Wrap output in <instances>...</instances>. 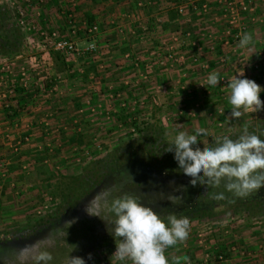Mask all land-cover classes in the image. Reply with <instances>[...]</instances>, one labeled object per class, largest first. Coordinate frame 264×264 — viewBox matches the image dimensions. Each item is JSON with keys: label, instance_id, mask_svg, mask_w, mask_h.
Wrapping results in <instances>:
<instances>
[{"label": "rangeland", "instance_id": "1", "mask_svg": "<svg viewBox=\"0 0 264 264\" xmlns=\"http://www.w3.org/2000/svg\"><path fill=\"white\" fill-rule=\"evenodd\" d=\"M4 1L0 0V3ZM59 1L48 0L46 3L48 7L45 9L46 14L44 15L46 18L43 21L48 24L41 22L40 25L45 30L51 27L60 28L57 30L65 34L67 28L62 27L64 18L57 7H60L59 4H63L60 7L61 10L72 8V4L76 2L79 4L80 1L67 0L61 3ZM161 1L163 4H156V0H138L136 4L131 2V6L125 5V16L128 21L124 20L119 23H114V21L107 23L105 19L97 17V24L94 23L96 20H93L91 15H87L85 18L74 14L77 22L86 20V25H98L99 33L102 34L100 38L102 50H110L112 57L119 61V63H114V66L122 67L119 70L123 73L116 76H113V73L104 71L106 74L104 81H99L93 72L89 73L85 79L82 77L85 74V67L82 65L85 59L86 62H95L98 72L104 69V67L102 69L99 67L100 59L97 58V53L76 60L71 57L62 60L57 58L56 51L41 50L42 47L38 45L35 36L22 29L24 34L22 49L15 55H0V65L5 68L1 69L2 74L0 76V130L4 134L3 137L0 136V237L3 236V238L9 239L20 233L31 221L47 216L46 214L58 205L60 196L66 189L67 178L70 175L79 173L85 162L101 156L120 141L126 138L134 139L136 136L135 131L132 132L131 128L135 125V122L150 121L153 116L160 118L166 135L170 139L176 131L192 132L198 127L205 128L210 134L204 139L211 145L217 137L240 131L245 126L249 127L250 124H258L264 121V110L253 113L245 112L242 117L229 120L228 115L231 112V105L226 104L225 101V97H228L230 91L225 88L227 85L218 84L211 89L209 87L200 88L199 86L200 80L207 77L210 72L215 71L219 75L229 74L230 80L234 73L243 70L244 76L264 86V75L256 77L259 72L250 68L251 61L248 62V66L243 67L234 63L238 53L240 58L243 57L246 60L256 58L255 55L260 48V41L264 39V25H261L264 17L260 15V12L258 14L260 16L255 22L252 20L246 22V32H250L254 36L252 46L247 49H240L238 43H234L237 53L232 55V50L226 52L227 64L222 65L218 61V56L223 52L221 41L218 45L210 41L214 37L221 40L226 27V22L218 12L219 7L214 5L216 0ZM15 2L25 4L23 0H15ZM204 2L208 4L207 12L200 13L190 7V4H202ZM35 4L38 3L35 2ZM49 4L54 5V8H49ZM180 4L184 6L185 11L187 10V17H179L180 19L176 23H168V20H170L169 10L171 8L176 9ZM255 4H262L261 6L258 5V10H261L264 6V0H256ZM213 11L219 13L217 21L221 25L218 27L209 23V19H206V17L212 16L213 13L216 14ZM150 12L155 13L147 16V13ZM166 14L168 20L165 21ZM219 27L222 28L216 31L215 28ZM165 28L168 30H165ZM166 31L170 32L165 33ZM186 32H192L191 34L194 36L192 40H197L203 47L205 55L202 58L209 63L210 68L202 70L200 66L194 65L192 67L194 72L189 73L187 64L190 62L185 61L182 74L186 77H181L184 78L183 84L187 86V89L192 90V93L182 92L176 86L173 91L179 96L176 99H174L175 97L167 98L162 102V87L159 86V83H154L157 78H153L154 75L152 74L158 64L155 60L147 62L149 52L151 54L155 53L160 44L163 46L161 42L165 39L166 34L167 36L172 33L183 35ZM202 35H204L207 42L202 40ZM125 43L129 45V48L135 44L133 46H135L137 53L133 55L135 56L134 59H131V50H126L125 53L122 52L123 50L119 51L123 47L121 45H125ZM189 43L188 41L185 44L189 45ZM110 45L116 47L109 48ZM212 45L215 48H221L220 51L222 52L212 51L210 49ZM185 46L183 45V50H186ZM190 47L188 50L191 49ZM224 48L226 49V47ZM123 53L128 55L123 57ZM183 53L185 54V52ZM120 62L127 65L132 64L134 70L127 73V70H123V63ZM136 62L138 63L137 66L134 64ZM145 65L151 68L150 74L147 73L149 67ZM22 67H25L26 71L38 70L36 71L37 74L32 73L29 75L31 76L30 87L28 93L26 92L28 97H25L26 94L23 89L17 91V89H20L18 84ZM219 67H222V69H219ZM227 69L229 71H226ZM232 69L234 73L231 71ZM260 71L264 73V66ZM48 77H51V80L55 82L54 89L48 88L46 91L38 92L32 88V81L38 80L48 83L46 81ZM64 77L70 82V91L67 92L62 86ZM132 77L136 80H133L136 82L133 87H131ZM190 78H192L191 81ZM126 80L129 81V85L124 83ZM117 81L119 85L115 87L116 84L114 83H117ZM13 83L16 88L15 92L6 94L4 97L3 91L7 86H12ZM120 84L122 85L120 86ZM127 88L130 89L126 91ZM216 89L220 90L217 98L213 95L217 94ZM21 92L23 95H20ZM128 92L132 93L129 94L132 96L131 99L128 98L129 95L127 96ZM69 93L72 94L73 98L71 99V105L68 107L67 95ZM260 97L264 100V91L260 93ZM85 98L90 101V104L86 103V106L83 104ZM91 107H94L95 110H92ZM218 108H225L227 111L222 125H217L219 119V116H217ZM122 109L126 113H130L127 122L119 118ZM13 112H16V115L10 117ZM105 112L110 113V120L105 118ZM1 117H4V119H1ZM206 119H209L210 122L208 127H206L207 124L202 126ZM63 127L66 128H64L65 132L60 133V128ZM52 128L54 130L59 128V135H57L58 131H52L53 134L47 135V131L51 132ZM37 131H40L41 134H36ZM67 131L71 133L66 135ZM72 134L79 136L80 143H72L68 140L67 137ZM198 143L201 148L207 147L203 140H199ZM228 210L230 213L232 212L230 208ZM76 213L73 215L72 220L66 221L59 227L60 230L54 227L46 236V238L54 237V243L49 248L53 255L50 264H63L68 254H74L73 244L75 246L79 245L81 248L84 244L91 242L90 235L94 226L93 224L89 225V223H92V220L87 216L83 218V214L86 213L83 209ZM234 216H231L233 221L237 220L239 224L242 223L238 219L241 218L240 215ZM257 219L259 218L251 220L254 221L253 225L261 222L259 220L257 222ZM189 222L192 233L193 230H203L204 228L208 230L209 235H206V243H209V245H211L210 240L212 241L211 234L219 228L220 230L216 233H223L230 224L226 222V219L212 222L189 220ZM209 227H211V230L208 229ZM210 231L212 232L210 233ZM65 233L67 234L64 238ZM189 234L191 233L189 232ZM226 234L223 235L226 236L225 239L229 240L231 235L230 233ZM214 240L216 239L213 237ZM241 242L243 241L241 240ZM215 245L217 246L216 243ZM217 247L221 249V247ZM114 251L115 244L106 243L101 245L95 255L96 264H116L115 258L112 256ZM188 253L186 252L187 255H185L188 256ZM169 256L175 258V254ZM166 257L168 258L167 255ZM4 264H19V259L16 256L12 259L9 257ZM128 264H131V262H128Z\"/></svg>", "mask_w": 264, "mask_h": 264}, {"label": "trees", "instance_id": "2", "mask_svg": "<svg viewBox=\"0 0 264 264\" xmlns=\"http://www.w3.org/2000/svg\"><path fill=\"white\" fill-rule=\"evenodd\" d=\"M179 17H187V10L182 15L178 14L177 9L169 10L171 22L176 23ZM17 20L16 11L6 3H0V55H15L23 47L24 34ZM217 51L222 52L220 48ZM56 54L57 58L64 60L61 53ZM82 65L85 67V74L82 76L84 79L93 72L99 81L105 80L106 74L97 71L95 62H86L85 59ZM258 72L256 77L264 75L263 72ZM17 91H21V88ZM27 93L25 92V97H28ZM20 95H23L22 92ZM123 109L119 118L127 122L130 113ZM15 115L16 112H13L10 117ZM133 127L136 135L134 139L126 138L101 156L85 162L79 173L67 178L66 189L62 192L58 205L47 216L31 221L15 236L28 240L37 238L36 242L46 238L54 227L59 229L63 223L72 220L76 212L84 210L89 197L102 190H109L113 197L134 195L145 205L153 207L165 220L169 215L205 222L227 219L232 215L257 218L264 216V187L241 197L226 189L227 181H222L218 186H192L191 178L178 168L173 153L166 150L170 138L166 135L160 118L153 116L150 121L135 122ZM247 128L249 132L264 139V121L250 124ZM242 130L227 135L236 139ZM67 138L72 143H80L79 136L75 134ZM214 142L211 145L214 146ZM220 193H223V198L217 199ZM86 216L92 220L89 225L94 226L92 234L89 233L91 242L81 248L73 244L74 254L71 255L84 257L87 264H96L95 255L99 247L106 243L114 245L115 242L109 232L111 225L98 216L83 214V218ZM5 239L0 237V242ZM18 251L19 249L11 246L0 245V264L6 263L9 257L18 258ZM89 254L91 259L88 258ZM188 255L192 258L191 254ZM169 261L176 263L181 259L173 258Z\"/></svg>", "mask_w": 264, "mask_h": 264}, {"label": "clouds", "instance_id": "3", "mask_svg": "<svg viewBox=\"0 0 264 264\" xmlns=\"http://www.w3.org/2000/svg\"><path fill=\"white\" fill-rule=\"evenodd\" d=\"M253 40L252 33L244 32L238 47L247 49L252 46ZM243 71L236 72L227 80L230 90L228 103L231 105L229 120L240 118L245 112L264 110V100L260 97L264 86L244 76ZM200 83L211 89L221 83V76L213 71ZM209 134L207 129L199 127L192 132L176 131L166 148L173 153L178 168L191 178L192 186H218L227 181L226 189L241 197L264 187V139L249 132L245 126L236 139L229 135L220 136L213 146L204 139ZM199 140H203L207 147L201 148ZM216 198H223V193ZM84 211L111 225L109 232L115 242L112 256L116 264H169L165 250L186 240L190 231L188 218L169 215L165 220L136 196L125 194L113 197L109 190L89 197ZM53 243L54 237H47L26 245L18 251L19 264H50L53 255L49 248ZM88 258L91 259V254ZM63 264L87 262L84 257L68 254Z\"/></svg>", "mask_w": 264, "mask_h": 264}, {"label": "built area", "instance_id": "4", "mask_svg": "<svg viewBox=\"0 0 264 264\" xmlns=\"http://www.w3.org/2000/svg\"><path fill=\"white\" fill-rule=\"evenodd\" d=\"M25 4H17L15 0H5L2 3H6L8 6L13 8L17 15H18V24L20 28L28 32L29 34H32V36H35V40H37L38 45L42 47L41 50L43 51H56L61 53V55L64 58L71 57L75 60L77 58H83L88 55H92L95 53H98L99 51V44L97 36L99 34V28L97 24H90L86 25L84 24L81 28L84 31L85 37L88 38L87 43L85 46H78L76 44V41L74 40V37L76 36L78 29L72 25L70 28L69 33H61L57 29H50L45 30L42 28L39 22V18L41 16L42 10L41 8L35 7L32 0H23ZM256 0H216L217 6L219 7L220 14L223 18V20L226 22V27L224 29V36L221 38V45L222 47L229 48V50H232V53H237V50L234 47V43H238L240 37L244 32L247 30V17H250L249 20H255V12L258 9V5L255 4ZM42 3L43 0H40ZM41 5V4H40ZM35 7V8H34ZM190 7L193 10L199 11L200 13L207 12L208 4L205 2L202 4H190ZM178 14L182 15L184 14V6L182 4L178 5L176 7ZM261 9V8H260ZM261 13L264 16V6L261 9ZM253 14V15H252ZM70 23L73 24V20L70 19ZM192 32H186L185 34L180 33H172L169 34V40L164 39L161 43H163V46L160 50H158L156 54V62L159 66L163 68H169L172 66H185V61H189L191 65L200 66L202 70H208L210 68V65L207 61L203 60V56L205 55V51L203 47L199 44L197 40H192L193 34ZM169 41V42H167ZM190 42L189 45L185 44L186 42ZM40 43V44H39ZM185 46H191V48L194 50L193 54L187 60V58L184 57V53L181 51H177L176 48ZM260 48L258 49L256 53V58L252 62H250V68L254 69L255 71H260L262 66H264V39L260 41ZM222 48V49H223ZM210 49L215 51V46H210ZM226 52H222L218 56V61L222 65L227 64V57ZM1 59V58H0ZM136 66L138 63H134ZM149 67V66H146ZM9 68V66H7ZM5 69L4 66L0 65V70ZM149 70L151 68L149 67ZM38 70L34 71H26L25 67L21 68L20 72V81H19V87L23 89L25 92H28L30 87V79L32 73H36ZM2 74V73H1ZM186 76V75H184ZM221 76V83L224 86L227 85V80H229V77L227 74L223 73ZM207 77H204L200 82H203L206 80ZM48 83H43L38 80H34L31 82L32 88L36 89L38 92L46 91L49 89H54V81L51 80V77H48L46 79ZM199 82L200 88H207L206 85ZM14 83L12 86H7L4 92V97L6 94H13L15 92ZM178 89L182 90V92H186L191 94L192 90L187 89V86L183 84V82L178 81ZM30 92V91H29ZM87 104H90V101L87 100ZM92 110H95L94 107H91ZM225 108H218L217 109V116H219V119L217 121V125H222L225 114H226ZM179 113V112H178ZM181 114V112H180ZM105 118L107 120H110V113L105 112ZM220 118H223L220 120ZM131 126V125H130ZM131 131H135L134 127L131 128ZM27 138V137H26ZM46 206V205H45ZM242 222V219L239 218ZM227 223H232L233 218H227ZM237 221V220H236ZM209 227L208 229H210ZM211 230V229H210ZM198 247L202 249V258L197 260L194 258L187 257L184 260L180 262H171L169 261V264H229L230 258L228 257L229 254H231L233 257L237 258L241 264H249L250 258L253 257V255L258 252L262 258H263V264H264V236L262 237L260 243L258 244L257 248H245L243 246L239 245H233L229 246L227 248V252L225 250H222L218 248L216 245L212 248L209 243L207 244V236L209 235L208 230L204 228L203 230H195L189 231ZM212 231H210L211 233ZM169 260V259H168Z\"/></svg>", "mask_w": 264, "mask_h": 264}, {"label": "crops", "instance_id": "5", "mask_svg": "<svg viewBox=\"0 0 264 264\" xmlns=\"http://www.w3.org/2000/svg\"><path fill=\"white\" fill-rule=\"evenodd\" d=\"M33 1V4L35 5V7H37V8H41V10H42V13H41V16H40V18H39V20H40V24H41V22H43L44 20H45V14H46V11H45V9L48 7V4H46L47 2H48V0H43V2L41 3L40 2V0H32ZM65 1H67V0H60L59 2L61 3V2H65ZM78 1V0H77ZM80 2H79V4H78V2H76V3H74V4H72V8L70 7V8H68V9H66L65 7V9H62L61 10V8L60 7H62V5L63 4H59V6L60 7H57V10L59 11V13L61 12V14H62V17L64 18V22L62 23L63 24V28H67V30L65 31L66 33H69V31H70V28L72 27V25L74 26V27H76L77 29H78V32H77V34H76V36L74 37V40L76 41V44L78 45V46H85L86 45V43H87V40H88V38L87 37H85V35H84V31L82 30V26L84 25V24H87V21L86 20H80V22L78 21H76V16L74 15V14H78V17L79 16H82V17H85L86 18V16L87 15H91L92 17L91 18H93V20H96V18L97 17H101V18H103V19H105V21L107 22V23H109V21H110V23L111 22H113L114 21V23L116 22V23H119V22H123L124 20H127V18H126V16H125V10H124V8L126 7V6H131V2H133L132 4H136V2L138 1V0H79ZM157 1V3L156 4H163V2L161 1V0H156ZM35 2H37L38 4H35ZM211 3H213V2H211ZM215 4V6L217 5L216 4V2H214ZM41 4V5H40ZM51 5V6H50ZM126 5V6H125ZM262 4H260L259 6H261ZM54 6V5H53ZM52 6V4H49V8H51V9H53L54 7ZM34 7V8H35ZM45 7V8H44ZM218 7V6H217ZM168 9V8H167ZM171 9H175V8H171ZM258 9H259V7H258ZM256 10V12H255V20H252L253 22H255L256 21V19L257 18H259V16L260 15H262V13H261V10ZM152 11H154V10H152ZM213 12H216V11H213ZM219 13H221L220 12V10L218 11ZM218 12H216V14L215 13H213V15L212 16H208V17H206V19H209V23H211V24H215V26H219V25H221V24H219V21H217L218 20ZM259 12H260V15H258L259 14ZM154 13L155 12H150V13H147V16H151V14L152 15H154ZM253 15V14H252ZM263 16V15H262ZM264 17V16H263ZM70 19L71 20H73V24L72 23H70ZM211 19V20H210ZM247 19L249 20L250 19V17H247ZM166 20H168L167 19V14H166V18H165V21ZM247 20V21H248ZM100 21V20H99ZM128 21V20H127ZM251 21V20H250ZM261 21H263V20H261ZM171 21L170 20H168V23H170ZM43 23H45V22H43ZM94 23H97L98 24V21L96 20V21H94ZM130 23V22H129ZM168 23H166V24H168ZM46 25L48 24V23H45ZM78 25V26H77ZM132 25V24H131ZM133 25H134V23H133ZM261 25H264V21L261 23ZM58 27H60V26H58ZM220 28H222V27H219V28H215L216 29V31H218ZM50 29H60V28H54V27H51V28H49L48 30H50ZM165 30H168V29H166L165 28ZM68 31V32H67ZM170 31H166L165 33H169ZM65 33V34H66ZM81 35H82V37H81ZM101 35L102 34H98V36H97V39H98V44H99V48H100V50L98 51V53H97V58L98 59H100V62H99V67L102 69L103 67H104V69L102 70L103 72L105 71H107V73H113V76H116V75H120V74H122L123 72L122 71H120L119 69L120 68H122L121 66H118V67H115L114 66V63H119V61H117V60H115L113 57H112V55L110 54V50H102V45H101V40H100V38H101ZM169 36V35H168ZM167 36V34L164 36V38L165 39H167V40H169V37ZM203 37H201L202 38V40L203 41H206V39L204 38V35H202ZM151 37V36H150ZM163 37V36H162ZM206 37V36H205ZM210 37H212V36H210ZM133 39H135V38H133ZM205 39V40H204ZM134 41V40H133ZM212 43H214V44H216V45H218V43H219V41H221V40H219L217 37H214V39L213 38H211V40H210ZM200 42H202V41H200ZM207 42V41H206ZM220 44V43H219ZM133 45H135V44H133ZM131 46V48H134L135 46ZM117 46H118V44H117ZM121 46H123V47H121L120 49H119V51H121V50H123V49H126V50H131L132 51V53H131V59H134V57L135 56H133L135 53H137L136 52V49L134 48V49H131V48H129V45L128 44H126L125 43V45H121ZM111 47H116V46H111L110 45V47L109 48H111ZM124 47H126V48H124ZM190 46H185V48H186V50H183L184 48H182V47H177L178 48V50H177V48H176V50L177 51H182V53L183 52H185V57L187 58V60H189V58L191 57V55L193 54V49L191 48V49H189L188 50V48H189ZM118 48V47H117ZM123 48V49H122ZM162 48V46H161V44H160V46H159V48H158V50H160ZM207 49V48H206ZM217 49H219V47H217V48H215V51L217 50ZM221 49V48H220ZM125 50V51H126ZM158 50H156L155 51V53L158 51ZM222 51H224V52H229L230 50L228 49V48H223L222 49ZM123 52V51H122ZM207 52V51H206ZM125 53V52H124ZM123 53V54H124ZM128 53V52H127ZM122 54V56L124 57H126L128 54ZM154 52L151 54V52H149V59H147V62L148 61H153V60H156V54H155ZM232 55H235V53H233ZM236 55H238L237 57H236V59H235V61H234V63H237L238 64V66H241V67H243V66H245V65H249L248 64V62L249 61H253L254 59H250V60H246V58H240V54L238 53V54H236ZM117 57V56H116ZM122 59V58H121ZM120 63H123V70H127V73H129L130 71H133L134 70V67H133V65L131 64V65H127V64H125L124 62H120ZM158 64V63H157ZM188 66H187V71L189 72V73H192V72H194L193 70H192V67H193V65H191V63H188L187 64ZM107 66V67H106ZM146 66V65H145ZM182 68L183 67H178V66H172V67H169V68H163V67H161V66H157V67H155V71H153L152 72V74L154 75V77L153 78H157V82L155 81L154 83H159V86H161L162 88V91H161V93H162V102H164L165 100H167V98H170V97H175L174 99H176L179 95L178 94H176V92L175 91H173L174 90V88L176 87V86H178L177 84H178V81H180V82H183L184 81V78H182V77H184L183 76V74H182ZM219 69H222V67H219ZM226 69V68H225ZM80 71H82V70H80ZM147 71V70H146ZM151 71L152 70H149L147 73L148 74H150L151 73ZM226 71H229V69H227ZM233 73H234V71H233V69L231 70ZM234 74H236V73H234ZM134 75V74H133ZM74 77H76L75 75H73ZM182 76V77H181ZM228 76H229V74H228ZM186 77V76H185ZM155 78V79H156ZM191 79L192 78H190V81H191ZM133 80H135V78H133L132 77V81H131V87H133V85H134V83H136L135 81H133ZM69 83L70 82H68L67 80H66V78L64 77V79H63V82H62V86L66 89V92L67 91H70V88H69ZM126 85H129L130 83H129V81L128 80H126L125 82H124ZM114 84H116L115 85V87H118V85H119V82L117 81V83H114ZM122 84H120V86H121ZM221 85V84H220ZM155 86V85H154ZM225 88H227L228 89V87H225ZM130 88H127L126 89V91L127 90H129ZM160 89V90H161ZM216 92H217V94H213L214 95V97H218L219 95V93H220V90H218V89H216ZM73 93H75V92H73ZM151 93V92H150ZM228 93V92H227ZM67 94V93H66ZM129 94H132L131 92L129 93H127V96L129 95ZM229 94V93H228ZM156 95V94H155ZM212 95V96H213ZM224 96V95H223ZM131 95H129L128 96V98H130L131 99ZM67 102H68V107H69V105H71V99L73 98V96H72V94H68L67 95ZM55 99V98H54ZM94 99V98H93ZM221 99H224V98H221ZM225 101H226V104H228L229 105V103H228V97L226 98L225 97ZM86 98L83 100V104H85V106L87 105L86 103ZM172 100H173V98H172ZM76 101V100H75ZM74 101V102H75ZM76 102H78V101H76ZM75 102V103H76ZM80 111V110H79ZM81 111H82V109H81ZM1 119H4V117H1ZM67 119V118H66ZM209 120V119H208ZM207 119H206V121L204 120V123L202 124V126H205V124H207L206 125V127H208V124H210V122L208 121ZM74 121H76V120H74ZM202 122V121H201ZM64 128L65 127H63V128H60L61 130H60V133H64L65 132V130H64ZM1 129V128H0ZM59 129V128H58ZM58 129H51V132L50 131H47V135L48 134H53V132L55 131V132H57V135H59V130ZM66 129V128H65ZM34 131H36V130H34ZM53 131V132H52ZM34 133V132H33ZM32 133V134H33ZM43 133V132H42ZM71 133V132H70ZM70 133H68V131L65 133L66 135L67 134H70ZM35 134V133H34ZM36 134H38V135H40L41 133H40V131L38 132H36ZM43 134H45V133H43ZM3 132L0 130V136L1 137H3ZM14 135V134H13ZM53 136V135H52ZM234 217H236V215L234 216ZM228 218H230V217H228ZM241 218H242V223H240L239 224V222H237L236 220L235 221H233L232 223H230V224H228V226L225 228V231H223V233L222 232H220V234H217L216 232L218 231V230H220V228L218 229V230H216V231H214L212 234H211V236H212V241L210 240V242H211V246H212V248L214 247V245H215V243L217 244V246H219V247H221V249L222 250H225L226 252H227V248L229 247V246H233V245H239V246H243V247H245V248H257V246H258V244L260 243V241H261V239H262V237L264 236V216H262L261 215V217H259V219H257L256 221L258 222V220L259 221H261V222H258V224H254L253 225V223H254V221L252 222L251 220H253V219H256L257 217H246V216H241ZM262 218V219H261ZM239 219V218H238ZM240 220V219H239ZM226 222H227V220H226ZM236 223V224H235ZM248 224H250V225H248ZM241 225V226H240ZM193 231H195V230H193ZM224 233H230V235H231V238L229 239V240H227V239H225V237H224ZM226 234V235H227ZM213 237L216 239V240H214L213 241ZM241 240L243 241V242H241ZM213 242V243H212ZM167 252V253H166ZM186 252H190V253H188V254H191V257L192 258H194V259H197V260H199V259H201L202 258V251H201V249H200V247H198L197 245H196V243H195V241L193 240V237H192V235L191 234H189V236H188V238L186 239V240H184V241H181V242H178L176 245H174V246H170V247H168L166 250H165V255H167L168 256V258H169V260L171 259H173L172 257H170L169 255L171 254H175V259H181V261H182V258H185V257H189V255L188 256H186L187 254H186ZM186 254V255H185ZM228 257L230 258V261H229V264H241V262L237 259V258H235V257H233L231 254H229L228 255ZM249 264H263V258H262V256H260V254L258 253V252H256L254 255H253V257L252 258H250V260H249V262H248Z\"/></svg>", "mask_w": 264, "mask_h": 264}, {"label": "flooded vegetation", "instance_id": "6", "mask_svg": "<svg viewBox=\"0 0 264 264\" xmlns=\"http://www.w3.org/2000/svg\"><path fill=\"white\" fill-rule=\"evenodd\" d=\"M36 239L28 240L27 238L21 237V236H15V237H10L9 239H5L4 241L0 242V245H7L11 246L15 249H22L26 245H31L34 242H36Z\"/></svg>", "mask_w": 264, "mask_h": 264}]
</instances>
